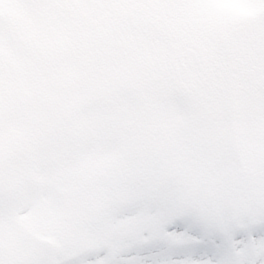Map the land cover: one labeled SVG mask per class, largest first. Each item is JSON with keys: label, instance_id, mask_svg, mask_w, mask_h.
Segmentation results:
<instances>
[{"label": "rangeland", "instance_id": "rangeland-1", "mask_svg": "<svg viewBox=\"0 0 264 264\" xmlns=\"http://www.w3.org/2000/svg\"><path fill=\"white\" fill-rule=\"evenodd\" d=\"M98 1L0 0V264H264V0Z\"/></svg>", "mask_w": 264, "mask_h": 264}, {"label": "trees", "instance_id": "trees-1", "mask_svg": "<svg viewBox=\"0 0 264 264\" xmlns=\"http://www.w3.org/2000/svg\"><path fill=\"white\" fill-rule=\"evenodd\" d=\"M104 1H106L109 5H113V3H112V0H104ZM103 5H104V3H103ZM99 9V8H98ZM100 10V9H99ZM210 26H211V24H210Z\"/></svg>", "mask_w": 264, "mask_h": 264}]
</instances>
